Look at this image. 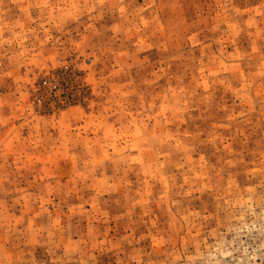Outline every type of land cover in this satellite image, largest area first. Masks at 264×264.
<instances>
[{"label": "rangeland", "instance_id": "1", "mask_svg": "<svg viewBox=\"0 0 264 264\" xmlns=\"http://www.w3.org/2000/svg\"><path fill=\"white\" fill-rule=\"evenodd\" d=\"M0 264H264V0H0Z\"/></svg>", "mask_w": 264, "mask_h": 264}]
</instances>
